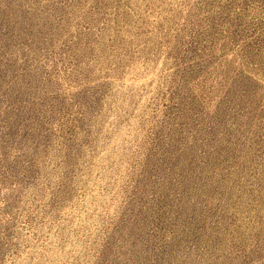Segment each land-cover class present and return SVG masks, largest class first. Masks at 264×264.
Returning <instances> with one entry per match:
<instances>
[{
    "label": "rangeland",
    "instance_id": "obj_1",
    "mask_svg": "<svg viewBox=\"0 0 264 264\" xmlns=\"http://www.w3.org/2000/svg\"><path fill=\"white\" fill-rule=\"evenodd\" d=\"M0 264H264V0H0Z\"/></svg>",
    "mask_w": 264,
    "mask_h": 264
}]
</instances>
